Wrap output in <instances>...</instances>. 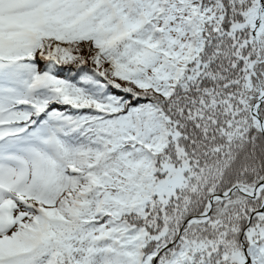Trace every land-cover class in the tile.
I'll return each mask as SVG.
<instances>
[{"label": "snow or ice", "instance_id": "obj_1", "mask_svg": "<svg viewBox=\"0 0 264 264\" xmlns=\"http://www.w3.org/2000/svg\"><path fill=\"white\" fill-rule=\"evenodd\" d=\"M0 264H264V0H0Z\"/></svg>", "mask_w": 264, "mask_h": 264}]
</instances>
